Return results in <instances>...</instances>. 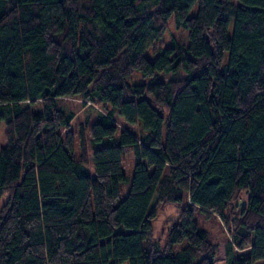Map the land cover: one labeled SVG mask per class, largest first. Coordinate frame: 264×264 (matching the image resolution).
<instances>
[{
  "label": "trees",
  "instance_id": "1",
  "mask_svg": "<svg viewBox=\"0 0 264 264\" xmlns=\"http://www.w3.org/2000/svg\"><path fill=\"white\" fill-rule=\"evenodd\" d=\"M2 124L0 264L264 261V0H0Z\"/></svg>",
  "mask_w": 264,
  "mask_h": 264
},
{
  "label": "rangeland",
  "instance_id": "2",
  "mask_svg": "<svg viewBox=\"0 0 264 264\" xmlns=\"http://www.w3.org/2000/svg\"><path fill=\"white\" fill-rule=\"evenodd\" d=\"M187 33L183 28L176 26L175 21L171 18L168 29L165 32L164 36L159 39L154 45L150 46L146 55L150 59H154L155 56L163 50L166 46L170 45L175 40L178 42H186ZM135 80H141V75L136 71L134 74ZM66 106L69 110L74 112L75 117L72 120L70 126L76 131V134L79 135L80 126L85 122L87 117V112L89 111V104H85L83 100L79 97H70L67 98ZM123 125L129 126L133 132L139 133V127L136 125H129L122 118L118 119ZM89 136V134H88ZM5 143V124H2L0 127V144ZM76 150L79 151L78 141L76 144ZM91 154V153H90ZM91 156V155H89ZM92 157V156H91ZM134 156L129 154L125 160L126 170L128 175L131 176L134 166ZM127 192V191H126ZM245 196V194H244ZM7 200V195L0 198V210L3 207L5 201ZM179 209L173 204H165L160 208L159 215L153 223V235L155 237L163 236L164 232H167V228L172 226L173 223L177 220ZM196 218L199 224L209 231L211 240L216 244V253H215V264H227L226 263V245L229 240H231V232L227 227H225L224 221L218 215H212L211 217H206L204 211H197ZM121 264H130V260L126 259ZM256 264H264V261L256 262Z\"/></svg>",
  "mask_w": 264,
  "mask_h": 264
}]
</instances>
